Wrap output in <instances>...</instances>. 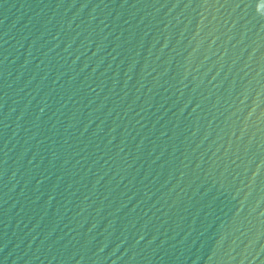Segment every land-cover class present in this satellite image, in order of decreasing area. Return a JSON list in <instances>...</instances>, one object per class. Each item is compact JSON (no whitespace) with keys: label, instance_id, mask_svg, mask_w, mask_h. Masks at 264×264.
Returning a JSON list of instances; mask_svg holds the SVG:
<instances>
[{"label":"water","instance_id":"95a60500","mask_svg":"<svg viewBox=\"0 0 264 264\" xmlns=\"http://www.w3.org/2000/svg\"><path fill=\"white\" fill-rule=\"evenodd\" d=\"M0 264H264V0H0Z\"/></svg>","mask_w":264,"mask_h":264}]
</instances>
